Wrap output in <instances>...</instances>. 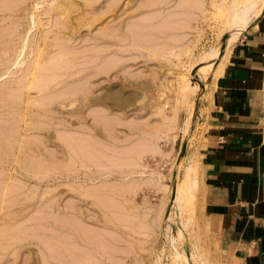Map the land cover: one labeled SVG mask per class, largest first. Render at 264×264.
<instances>
[{
    "label": "rangeland",
    "instance_id": "obj_1",
    "mask_svg": "<svg viewBox=\"0 0 264 264\" xmlns=\"http://www.w3.org/2000/svg\"><path fill=\"white\" fill-rule=\"evenodd\" d=\"M230 1L0 0V264H247L202 179Z\"/></svg>",
    "mask_w": 264,
    "mask_h": 264
},
{
    "label": "crops",
    "instance_id": "obj_2",
    "mask_svg": "<svg viewBox=\"0 0 264 264\" xmlns=\"http://www.w3.org/2000/svg\"><path fill=\"white\" fill-rule=\"evenodd\" d=\"M252 24L206 106L202 179L223 236L247 253V264H264V11Z\"/></svg>",
    "mask_w": 264,
    "mask_h": 264
},
{
    "label": "bare ground",
    "instance_id": "obj_3",
    "mask_svg": "<svg viewBox=\"0 0 264 264\" xmlns=\"http://www.w3.org/2000/svg\"><path fill=\"white\" fill-rule=\"evenodd\" d=\"M231 1L229 2V3H231V5L229 6L230 15L228 14L229 15V18H228L229 21H227L228 23H230V29L228 31V37L227 36L226 37H227V43H231V44L233 43L232 44V46H233L234 43L238 40V38L241 36V34H243V32L249 26L251 27V24L254 22V20L257 19V18L253 19L252 16L256 11H259L260 8H264V7H262V6H264V0H231ZM66 10H68V8H66ZM165 54L166 53H164V57H166ZM15 62H17V61H15ZM205 63L203 65L199 66V63L196 62L194 67L191 69V71H189L190 76H189V74L187 75L189 77L187 78L188 80L186 83L187 85L185 86L186 88H185V90H183V92H185V94L183 93L184 95H187V93L189 94L190 92H192L193 86L195 89V82L193 80H191V77L195 76V74L198 75L199 72H202L203 69L205 68ZM194 70H195V73L193 74L192 71H194ZM222 79L220 80V84L222 83ZM195 171H196V169L193 165H188L186 167L185 177L183 178V182L180 185V189H179L183 196H185V195L191 196L194 193L193 189H194V184H195V182H194L195 178H193V176L195 174ZM196 174H197V172H196ZM178 217H179V215H178ZM205 263H206V261H205Z\"/></svg>",
    "mask_w": 264,
    "mask_h": 264
}]
</instances>
